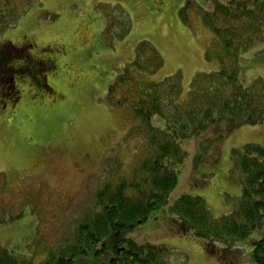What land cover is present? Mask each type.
Wrapping results in <instances>:
<instances>
[{"label":"rangeland","instance_id":"rangeland-1","mask_svg":"<svg viewBox=\"0 0 264 264\" xmlns=\"http://www.w3.org/2000/svg\"><path fill=\"white\" fill-rule=\"evenodd\" d=\"M18 3L14 24L0 38V63L14 56L9 69L19 70L13 84L0 83V245L38 264L43 259L36 255L41 248L35 244L37 236L41 245L60 243L107 181L112 169L105 161L119 160L125 164L122 169L134 161L136 150L123 143L130 126L127 115L116 113L106 97L117 74L133 61L138 44L148 41L162 56L164 67L150 80L179 74L184 99L195 77L215 73L219 65L206 60L215 37L197 10H212L208 0ZM102 4L123 9L131 19V31L123 40L105 42L108 20L97 10ZM243 59L241 82L250 86L264 80V45L247 51ZM153 123L164 125L159 118ZM226 135L216 151L202 157L197 140L182 143L187 159L169 204L182 195L199 196L214 217L230 212L242 195L233 151L264 144V123L231 129ZM25 205L23 218L9 217ZM165 209L154 211L129 238L142 245H165L185 258V264H253L252 243L264 236V229L225 256L215 247L209 254L202 240L180 232Z\"/></svg>","mask_w":264,"mask_h":264},{"label":"trees","instance_id":"trees-1","mask_svg":"<svg viewBox=\"0 0 264 264\" xmlns=\"http://www.w3.org/2000/svg\"><path fill=\"white\" fill-rule=\"evenodd\" d=\"M18 1L0 0V38L16 19L13 11L19 7ZM208 1L212 10H197L215 37L206 60H215L219 70L195 77L184 99L179 74L160 82L150 80L163 69L164 62L150 42L138 44L133 61L117 74L106 97L116 113L127 115L130 126L123 143L136 150L134 161L123 168V173L124 163L105 161L112 169L107 181L60 243L41 245L37 236L35 244L41 248L36 255L43 259L38 264H185V258L165 245H142L128 236L154 211L163 208H167L168 215L165 211L164 215L172 218L180 232L202 240L209 254L215 247L225 256L243 246L254 232L264 229V144H246L233 151L242 195L228 214L214 217L199 196L182 195L169 204L178 186L179 168L187 159L182 143L197 140L202 157L216 151L226 140L228 130L264 123V80L256 79L250 86L240 80L244 54L264 45V0ZM22 2L31 6L35 0ZM186 7L183 9L188 11ZM101 8L97 10L108 20L105 42L128 36L131 19L126 11L107 5ZM186 11L183 14L182 10V15L187 21ZM115 15L118 17L113 19ZM116 29L119 32L115 34ZM156 118L164 125H154ZM25 208L9 217L23 218ZM252 245L253 264H264V236ZM0 264L35 263L0 245Z\"/></svg>","mask_w":264,"mask_h":264},{"label":"flooded vegetation","instance_id":"flooded-vegetation-1","mask_svg":"<svg viewBox=\"0 0 264 264\" xmlns=\"http://www.w3.org/2000/svg\"><path fill=\"white\" fill-rule=\"evenodd\" d=\"M13 58L14 56L11 58L8 57V59H5L3 63H0V83H1V80H4V84H10V83L13 84L15 77L17 73L19 72L18 68L17 69L12 68L13 70L9 69L11 67V62ZM39 66L44 67L41 64ZM6 75H9V77L7 78Z\"/></svg>","mask_w":264,"mask_h":264},{"label":"crops","instance_id":"crops-1","mask_svg":"<svg viewBox=\"0 0 264 264\" xmlns=\"http://www.w3.org/2000/svg\"><path fill=\"white\" fill-rule=\"evenodd\" d=\"M135 50V49H134ZM112 75V74H111Z\"/></svg>","mask_w":264,"mask_h":264}]
</instances>
